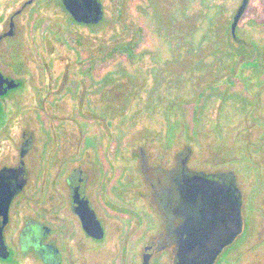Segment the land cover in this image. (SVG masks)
<instances>
[{"label": "flooded vegetation", "instance_id": "obj_1", "mask_svg": "<svg viewBox=\"0 0 264 264\" xmlns=\"http://www.w3.org/2000/svg\"><path fill=\"white\" fill-rule=\"evenodd\" d=\"M248 4L236 25L235 36L231 24L240 4L232 18L218 26L229 33L230 40L224 43L228 48L246 46L236 31ZM98 7L101 16L93 21ZM122 12L118 6L116 22ZM106 14L104 0H0V193L15 192L6 203V212L0 213L8 251L7 257H0V264H22L24 257L30 256L37 264H104L105 257L107 264H204L201 257L207 250L208 257L212 256L211 264H230L231 252L241 243L244 227L241 191L234 174L213 168H189L187 162L192 152L188 145L183 146L176 162L169 167L157 162L144 144L133 145L130 153H121L119 111L126 106L123 111L131 113L127 126L132 134L130 143L138 134L151 142L180 139L178 133L188 128L189 122L195 133L198 115L206 107L199 105V101L210 102L216 81H223L218 86H225L226 82L239 84L247 93L252 79L264 88L263 59L260 65H251L256 69L250 74L243 72L250 67L242 65L247 60H239L231 69L234 72L224 74L214 72V62L197 67L203 60L188 63L191 72L187 76L163 71L145 73V61L133 63L137 67L127 74L121 75L119 69L104 73V64L117 61L104 60L103 37L97 36L104 30ZM41 20L43 27L39 32ZM76 30L96 35H70ZM62 34L66 42H59L66 44L65 54L87 52L90 40H98L94 56L86 53L94 65L87 64L76 73L68 62L74 58L61 54L60 59L65 61L63 73L39 86L26 60H41L43 69L50 71L49 62H43L55 60L49 37ZM40 41L51 48L48 56L38 51ZM94 68L95 73L87 72ZM200 69L206 72H199ZM194 70L199 73H193ZM200 78L199 88L186 98L183 92L190 91ZM28 81L37 91L36 111L48 115L24 126L15 123L10 113L24 109ZM125 81L128 101L123 106L119 90ZM263 91L253 94L255 103H260ZM219 96L227 102L226 106H232L228 103L232 94L223 92ZM242 102L247 104L246 98ZM186 108H191L190 120L184 118ZM63 112L74 115L62 120L58 114ZM137 118L143 127L136 128ZM259 120L256 124L264 126V118ZM154 126L157 132L152 130ZM171 130L175 133L171 134ZM123 160L134 161L131 169L136 167L137 160L136 173L128 169L121 176ZM135 174L140 178L136 179ZM236 188L242 230L226 243V234L208 233L207 229L222 214L227 221L231 192ZM152 219L158 225L155 232Z\"/></svg>", "mask_w": 264, "mask_h": 264}, {"label": "rangeland", "instance_id": "obj_2", "mask_svg": "<svg viewBox=\"0 0 264 264\" xmlns=\"http://www.w3.org/2000/svg\"><path fill=\"white\" fill-rule=\"evenodd\" d=\"M240 1L104 0L107 9L104 30L97 33V36L102 35L103 37L104 52L113 45L120 43L134 42L137 46L134 48L131 58L122 57L111 64H104L103 72L111 73L119 69L121 75L127 74L132 71L134 66L136 68L138 63L143 61H145V65H143L145 73L153 74L163 71L164 74L168 75L181 73L185 76L191 72L188 69L191 65L188 63H192V60H203L201 64L198 63L199 66L197 67H203L208 62H214V72L219 71L220 74L234 72L235 70H231L236 66L234 64H238L239 60L251 58V55L256 58L257 65H260L261 59L264 63V0H249L247 10L240 21L236 36L241 42L246 43L245 47L229 45L228 48L224 43L230 40L229 33L218 29L222 21L232 18ZM118 6L123 11L122 15L118 17L121 22L119 19L116 22L114 16ZM50 19L53 20L52 15H50ZM122 24H125L126 27H122ZM42 25L41 20L39 32L42 30ZM139 27L143 30H139ZM71 34L96 35L87 30H76ZM60 40L66 42L63 34L49 37V41L53 44L55 60H43V62L50 63L47 64L50 71L43 69L45 65L42 64L41 60H26L30 72L34 73L33 77L38 78V81L35 82L39 86H43L51 78L63 73L65 61L60 59L61 54L62 57L74 58V60H68L73 72L80 73L83 66L90 63V65H94V60H89L86 53L94 56L98 40H90L89 38L90 48L87 52L82 51L81 54L77 55L65 54L66 44H61ZM250 42L256 44L257 51L255 54H253V47ZM50 49L45 42L40 41L38 51L43 56H48ZM261 65V72H264V64ZM254 69L256 68L250 66L243 72L250 74ZM87 72L95 73L96 70L94 68ZM199 72L204 73L206 70L200 69ZM199 72L193 71V73ZM201 80L202 78L195 82L190 91L185 90L183 95L186 98L193 96L192 94L199 88L198 83H202ZM222 82L221 80L216 81V89L211 91L209 103L199 101V105L205 104L206 107L198 115L199 126L197 129L193 128L195 133H192V126L189 122L188 128L183 127L184 129L181 131H176L177 133L180 131L178 133L180 139L175 138L173 140V137L168 143H164L162 139L158 142H151L147 139L148 137H143L137 133L138 135L134 137V143H130L132 134L127 131V126L131 113L123 111L128 101L127 91L124 90L127 86L125 81L119 90L120 104L125 106L119 111L120 152L130 153L133 145L142 146L144 144L147 146V152L158 159L157 162L169 167L176 162L177 153L184 148L183 146L188 145L192 152L187 162L189 168H213L214 170L231 171L235 176V183L241 191L244 227L241 233V243L234 246L231 252L230 264H264V126L261 123L256 124L257 121H260L259 118H264V91L259 104L255 103L257 99L253 98V94L264 88L259 87L262 86L261 82H255L253 79L248 82L249 93L245 92V88L239 84L230 85L229 82H226L227 85L218 86ZM28 83L30 87L24 98V109L17 113H10V117L15 123L18 122L24 126L35 124L36 120H43L44 114L48 115L47 112L43 114L36 111L37 91L31 86L32 81H28ZM223 92L233 95V99H228L230 101L228 103H231L232 106H226L227 102L222 101L224 99H221L219 94ZM243 98H246L247 104H243ZM241 104L243 106L240 108ZM186 109L184 118L190 120L188 109L191 108ZM244 109H247L248 113ZM58 115L62 120H69L74 114L63 112ZM145 115V113L141 114L142 117ZM136 123V128L143 127L140 118ZM152 130L158 131L156 126ZM173 133L175 132L171 130V134ZM128 162L129 160L121 161V176L124 173L127 174V170L132 167L130 164L134 163V161ZM136 162L135 168L138 169V161L136 160ZM135 170L133 173H136ZM135 176L136 179L140 178L139 174H135ZM127 179L125 177V181ZM139 205L136 207L138 210L140 209ZM154 214L153 212V217ZM157 226L156 219H152L153 232L157 230ZM107 263L105 257L104 264ZM22 264L37 263L30 256L24 257Z\"/></svg>", "mask_w": 264, "mask_h": 264}, {"label": "water", "instance_id": "obj_3", "mask_svg": "<svg viewBox=\"0 0 264 264\" xmlns=\"http://www.w3.org/2000/svg\"><path fill=\"white\" fill-rule=\"evenodd\" d=\"M249 0H241V3L239 7L237 8V11L233 17V21L231 24V33L233 36H235V28L236 25L242 16L243 12L246 9V6L248 4ZM97 15L93 16V21H96L99 19L101 16V10L98 7ZM15 193L14 191H11L8 195H4L3 193H0V213H5L6 212V203H8L11 195ZM1 203H5V205H1ZM230 205V211H228V219L226 222H224V217L223 214L221 215V218L217 220L215 224H212L209 226V229H207L208 233H220V234H226V238L223 240L226 243H229L232 241L242 230V221H241V216H240V202H239V190L236 188V190H233L231 192V199L229 202ZM2 227L0 226V257H7L8 256V251L6 248V245L3 241L2 237ZM206 253L203 252V256L201 259L205 260L204 264H211V258L208 257L207 253L208 250L205 251ZM210 253V252H209Z\"/></svg>", "mask_w": 264, "mask_h": 264}, {"label": "trees", "instance_id": "obj_4", "mask_svg": "<svg viewBox=\"0 0 264 264\" xmlns=\"http://www.w3.org/2000/svg\"><path fill=\"white\" fill-rule=\"evenodd\" d=\"M135 46H136V43H126V44L120 43V44L113 45L112 47L105 50L104 60H114V59L122 58V57L127 58L132 54ZM252 47H253V54H255L257 50L256 44H253ZM249 58L250 57H248L247 61L242 62V65L246 64L247 66L252 65L255 67L256 66L255 59L252 57V55H251V58L250 59ZM236 71L240 72L241 70H236Z\"/></svg>", "mask_w": 264, "mask_h": 264}]
</instances>
